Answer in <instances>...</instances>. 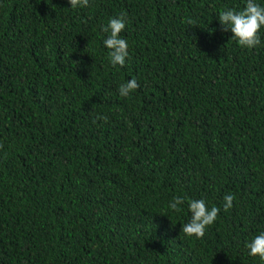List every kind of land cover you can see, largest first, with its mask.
Returning <instances> with one entry per match:
<instances>
[{
  "label": "trees",
  "instance_id": "trees-1",
  "mask_svg": "<svg viewBox=\"0 0 264 264\" xmlns=\"http://www.w3.org/2000/svg\"><path fill=\"white\" fill-rule=\"evenodd\" d=\"M245 4L0 0V264H264V27L247 49L218 20ZM192 199L220 208L203 238Z\"/></svg>",
  "mask_w": 264,
  "mask_h": 264
},
{
  "label": "clouds",
  "instance_id": "clouds-1",
  "mask_svg": "<svg viewBox=\"0 0 264 264\" xmlns=\"http://www.w3.org/2000/svg\"><path fill=\"white\" fill-rule=\"evenodd\" d=\"M72 9L86 8L89 6V0H68ZM219 23L222 31H231L238 45L252 49L261 44L259 32L264 27V6H261L256 0H246L245 7L242 10L227 9L219 13ZM191 24V21H189ZM126 26V14L121 13L117 17L109 18L107 26L102 28L107 37L103 44L109 50L108 56L110 63L113 66L125 64L128 57V42L121 37V33ZM139 88V84L135 79H130L119 85L118 91L120 96L128 97L132 92ZM97 119L107 121L106 116H97ZM184 197H173L168 203V208L174 212H181V207L185 203ZM223 208L228 211L233 207L235 196L228 194L224 196ZM188 212L191 214V219L182 225V231L186 236H195L203 238L207 227L211 226L217 219L220 208L213 206L209 209L204 199L188 200ZM246 248L249 250V255L258 256L261 261H264V232H260L251 238L246 243Z\"/></svg>",
  "mask_w": 264,
  "mask_h": 264
}]
</instances>
